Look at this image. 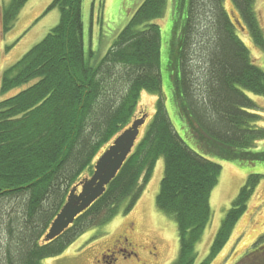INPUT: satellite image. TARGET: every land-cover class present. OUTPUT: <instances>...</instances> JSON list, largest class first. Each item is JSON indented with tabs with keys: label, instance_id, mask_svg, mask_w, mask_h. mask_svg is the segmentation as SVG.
I'll return each mask as SVG.
<instances>
[{
	"label": "trees",
	"instance_id": "trees-1",
	"mask_svg": "<svg viewBox=\"0 0 264 264\" xmlns=\"http://www.w3.org/2000/svg\"><path fill=\"white\" fill-rule=\"evenodd\" d=\"M28 1L12 0L4 8L6 34ZM83 1L54 0L47 11L59 10V24L3 74V93L26 88L0 102V264H44L88 229L112 221L123 202L129 201V211L160 158L165 170L156 204L173 217L179 233L173 264H196L222 173L207 156L218 148L225 156L214 157L225 161L264 163L262 116L248 96L264 97V69L237 35L225 0H174L164 68L156 20L165 16L167 0H145L104 57L92 63L85 57ZM230 1L240 26L264 51L257 0ZM165 80L199 153L172 124ZM143 92L159 97L148 130L105 193L60 237L46 242L70 191L93 175L101 150L132 123ZM259 183L261 176H249L200 264H211L228 244ZM237 264H264V234Z\"/></svg>",
	"mask_w": 264,
	"mask_h": 264
},
{
	"label": "rangeland",
	"instance_id": "rangeland-1",
	"mask_svg": "<svg viewBox=\"0 0 264 264\" xmlns=\"http://www.w3.org/2000/svg\"><path fill=\"white\" fill-rule=\"evenodd\" d=\"M11 1L0 0V102L26 88L20 87L8 93H3L1 87L4 72L22 59L34 46L39 44L60 21L58 9L47 11L54 0H29L20 12L13 29L6 34L3 30V11ZM144 1H83V41L86 60H90L93 63L104 57L121 30L131 20ZM174 8L175 1L167 0L165 16L156 20V23L161 28L163 68L165 63L168 62L172 44ZM224 8L236 25L237 35L249 49L253 63L264 69V51L254 43L245 26H240L238 23L240 17L232 2L225 0ZM256 14L264 33V0L256 1ZM91 53L94 56L93 59H91ZM168 88V81L165 80L163 94L167 101V110L172 124L186 144L199 153L200 150L194 139L182 128L178 112L169 100L170 90ZM248 96L257 104V108L254 110L262 116L260 123L264 126V97L251 94ZM158 99L159 97L156 94L147 92H143L140 96V104L132 120L133 123L135 120L146 116V123L140 129L139 140L142 139L149 128L155 114ZM259 147H262L259 150L263 149L264 142L259 143ZM108 148L104 147L101 150V155ZM211 154L212 156L208 155L207 158L222 166V173L219 183L211 195V223L206 228L201 241L196 247V264H200L209 255L222 221L249 176H261V183L258 184L254 195L249 200L246 213L235 226L228 244L211 263L237 264L264 234V163L225 161L214 157L225 156L224 151L218 148H214ZM164 170L165 161L160 158L151 181L144 189L141 198L129 211H126L129 201L123 202L119 210L120 214L112 221L104 226L88 229L68 246L61 255L46 259L44 264H104L100 261L101 256L107 250L114 248L120 240L124 241L126 239H128L131 244L130 247L131 249L133 248L136 255L128 260L123 259L122 256H117L119 258V260L115 261L117 264H173L178 258L180 247L178 227L173 217L159 210L156 204L161 181L164 177Z\"/></svg>",
	"mask_w": 264,
	"mask_h": 264
},
{
	"label": "water",
	"instance_id": "water-1",
	"mask_svg": "<svg viewBox=\"0 0 264 264\" xmlns=\"http://www.w3.org/2000/svg\"><path fill=\"white\" fill-rule=\"evenodd\" d=\"M145 123L146 116L135 120L101 155L96 162L93 175L82 180L70 191L66 204L46 234V242L60 237L79 215L84 213L105 193L106 187L116 178L132 153L140 136V129Z\"/></svg>",
	"mask_w": 264,
	"mask_h": 264
},
{
	"label": "flooded vegetation",
	"instance_id": "flooded-vegetation-1",
	"mask_svg": "<svg viewBox=\"0 0 264 264\" xmlns=\"http://www.w3.org/2000/svg\"><path fill=\"white\" fill-rule=\"evenodd\" d=\"M125 243L123 244V242ZM120 240L114 248L107 250L100 258V261L104 264H117L115 261L119 260L117 256H122L123 259L128 260L134 257L136 253L131 249V244L126 240ZM124 245V246H123ZM129 247V249H128ZM132 250V251H130Z\"/></svg>",
	"mask_w": 264,
	"mask_h": 264
}]
</instances>
